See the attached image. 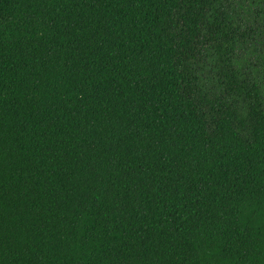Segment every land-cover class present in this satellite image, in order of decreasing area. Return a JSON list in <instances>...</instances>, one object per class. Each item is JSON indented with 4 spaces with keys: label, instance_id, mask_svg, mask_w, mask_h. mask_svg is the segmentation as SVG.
Segmentation results:
<instances>
[{
    "label": "trees",
    "instance_id": "trees-1",
    "mask_svg": "<svg viewBox=\"0 0 264 264\" xmlns=\"http://www.w3.org/2000/svg\"><path fill=\"white\" fill-rule=\"evenodd\" d=\"M0 264H264V0H0Z\"/></svg>",
    "mask_w": 264,
    "mask_h": 264
}]
</instances>
